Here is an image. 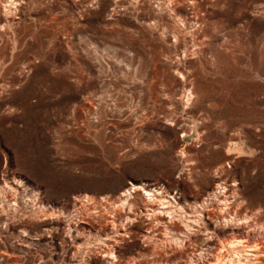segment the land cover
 <instances>
[{"label": "rangeland", "instance_id": "rangeland-1", "mask_svg": "<svg viewBox=\"0 0 264 264\" xmlns=\"http://www.w3.org/2000/svg\"><path fill=\"white\" fill-rule=\"evenodd\" d=\"M201 4L198 22L186 0H0V264H78L70 226L125 218L132 184L248 217L264 246V0ZM139 196L118 257L93 264H185L204 247L198 233L153 251Z\"/></svg>", "mask_w": 264, "mask_h": 264}, {"label": "bare ground", "instance_id": "bare-ground-1", "mask_svg": "<svg viewBox=\"0 0 264 264\" xmlns=\"http://www.w3.org/2000/svg\"><path fill=\"white\" fill-rule=\"evenodd\" d=\"M5 1L13 4L16 0ZM178 1L180 0H165L166 3L171 4V8L174 11L176 10L174 7L177 5ZM186 1L192 3V5L195 7L197 11V21H202L204 19L200 15L202 10V0ZM182 149L184 151L186 147L183 146ZM142 190L144 193L141 194ZM160 193L161 192L152 189H146L143 186L136 184H132L131 188H128L121 193L122 204L125 205L128 203L132 209H134L133 207L136 206L135 199L137 196H144V198L147 200L146 212H151L150 214L148 213L150 222L147 230L141 232V237L146 242L153 240V243L155 244L153 251L161 246L173 252L183 251L188 247V242L191 239V236L200 233L204 235V247L199 250H195L197 249L195 248L188 250L186 249V252L183 251L185 252V258H187V262L185 264H192L196 257L202 261V264H227L228 262L229 264L262 263L258 258H263L264 246L262 243L257 241L252 242L251 244V233L252 230L255 229V226L254 228L251 227L250 218L249 220L247 219L248 217L242 218L236 213H234V216L222 215L219 217L214 208L216 207L217 209V207L220 206H213L210 204L211 201L205 199L201 201L197 198L192 204H187L185 206V204H183V202L177 198L168 195L164 196ZM148 196L149 198L147 199ZM85 201L89 204L95 202L94 198H91L88 195L85 196ZM153 201H157V205ZM216 203V205H221V208L222 205H224L227 207V209L229 208V210L233 209L232 201L229 195H216ZM132 209L128 214L125 215V218H123L116 209H114V211L110 214L109 211L108 214L110 217H105L106 220L104 221L102 228L100 227L101 229L99 230L94 227L92 221L90 220V212L79 215V220L74 224V226H70L68 233L70 234V238L73 241V249L74 252H76L75 254L81 253L84 247H87L88 253L85 252V254L87 253L89 255L86 257L84 256L83 260L78 264H93V261H95V259H97L99 256L103 259L108 258L109 256H116L115 259L118 257L120 247L119 244L124 241L126 237H130L133 234L132 225L134 221L138 220L141 215H144V213L141 212L139 217V215L136 214L134 210L132 211ZM97 231L99 233H97ZM73 232L75 234H73ZM100 233H104V235ZM81 236L86 237L85 242H81ZM93 236L96 237L95 240H92ZM215 239L220 242L218 243L219 250H221V252H226L231 257L225 262L224 259L226 255L222 254L221 252V255H218L216 258L213 255V260L211 258H207L205 260L209 248L212 247L214 249L216 247L213 243ZM91 241L95 242L93 246L94 248L88 247V245L91 244ZM243 259H245V262ZM164 260L167 261L166 259ZM117 261V264H123L121 260L117 259Z\"/></svg>", "mask_w": 264, "mask_h": 264}]
</instances>
